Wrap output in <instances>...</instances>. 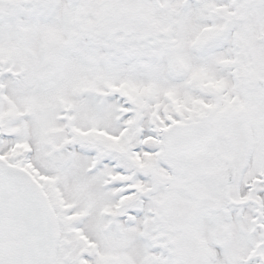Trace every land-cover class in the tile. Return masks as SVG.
Returning <instances> with one entry per match:
<instances>
[{"label":"snow or ice","instance_id":"snow-or-ice-1","mask_svg":"<svg viewBox=\"0 0 264 264\" xmlns=\"http://www.w3.org/2000/svg\"><path fill=\"white\" fill-rule=\"evenodd\" d=\"M0 264H264V0H0Z\"/></svg>","mask_w":264,"mask_h":264}]
</instances>
